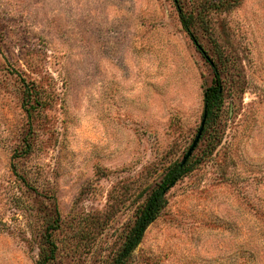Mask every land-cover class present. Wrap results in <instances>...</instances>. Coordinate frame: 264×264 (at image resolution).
Segmentation results:
<instances>
[{"label": "rangeland", "instance_id": "rangeland-1", "mask_svg": "<svg viewBox=\"0 0 264 264\" xmlns=\"http://www.w3.org/2000/svg\"><path fill=\"white\" fill-rule=\"evenodd\" d=\"M181 2L221 56V143H199L128 264H264V0ZM214 76L173 0H0V264H37L57 213L54 264H112Z\"/></svg>", "mask_w": 264, "mask_h": 264}, {"label": "trees", "instance_id": "trees-1", "mask_svg": "<svg viewBox=\"0 0 264 264\" xmlns=\"http://www.w3.org/2000/svg\"><path fill=\"white\" fill-rule=\"evenodd\" d=\"M177 8L179 20L184 31L190 36L191 40L195 44L197 50L201 53L203 58L211 64L214 71L213 84L206 88L204 92V113L203 118L206 115V125L202 140L208 139L207 147L209 149L208 154L213 155L221 140L213 135L215 126L223 113L225 106L224 90L222 87L221 75L217 63L214 62V58L219 59L221 56L219 52L212 56L209 52L200 44V41L195 34V27L199 18L193 13H187L182 5L181 0H173ZM25 85V82H23ZM36 88L34 84L32 86L25 85L26 105L28 116L32 115V108H36L39 105V99L36 98L34 104H32V98L35 97ZM203 120V119H202ZM200 129V128H199ZM197 131V134L199 132ZM197 136V135H196ZM200 141V142H201ZM192 146V145H191ZM199 146V145H198ZM30 144H27L23 153L28 154L31 152ZM198 148V147H197ZM196 151V150H195ZM187 154V153H186ZM185 154V156H186ZM184 156V157H185ZM184 159V158H183ZM183 159L179 162H175L170 165L164 172L160 182L151 190L146 196L144 202L137 208L134 220L129 225L123 236V242L119 251L112 260V264H128L133 254L142 244L145 235L150 226L155 223L162 212L167 208L169 201V192L185 177L191 174L200 165L202 158L193 156L189 161L183 165ZM61 216L59 213L49 223L46 232L43 237V241L39 246V259L37 264H54L57 259L58 246L55 240V233L61 228Z\"/></svg>", "mask_w": 264, "mask_h": 264}, {"label": "water", "instance_id": "water-1", "mask_svg": "<svg viewBox=\"0 0 264 264\" xmlns=\"http://www.w3.org/2000/svg\"><path fill=\"white\" fill-rule=\"evenodd\" d=\"M205 125H206V115L204 116L203 120H202V123H201V126H200V129H199V132L191 146V148L189 149V151L187 152L186 156L184 157L183 159V162L182 164L185 165L189 159L193 156L195 150L197 149L200 141H201V138L203 136V133H204V130H205Z\"/></svg>", "mask_w": 264, "mask_h": 264}]
</instances>
